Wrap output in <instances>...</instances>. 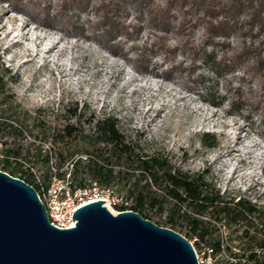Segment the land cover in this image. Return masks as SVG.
Listing matches in <instances>:
<instances>
[{
  "label": "rangeland",
  "instance_id": "rangeland-1",
  "mask_svg": "<svg viewBox=\"0 0 264 264\" xmlns=\"http://www.w3.org/2000/svg\"><path fill=\"white\" fill-rule=\"evenodd\" d=\"M66 1L0 0V117L7 105L14 106L20 111L14 124L27 128L26 139L13 131L5 139L24 144L36 135L45 148L53 146V161L62 151L67 164L93 149V123L111 116L133 152L167 157L184 171L207 170L220 193L264 208V71L251 68L247 60L232 63L250 40L233 33L218 37L221 42L212 47L206 44L202 23L184 22L180 34L165 33L171 48H123L130 58L143 51L152 58L138 72L137 61L107 56L99 43L81 37L82 31L93 29L87 19H97L92 5L73 15L76 27L59 17L50 27L40 22L48 6L55 12ZM126 21H136L133 12ZM155 30L142 22L132 38L138 44L151 42ZM50 42L56 47L43 56V46ZM212 50L215 62L230 61L229 66L217 71L205 61L203 53ZM258 50L264 57V48ZM166 69H172L171 77L162 75ZM66 125L76 128L71 136L64 132ZM128 186L118 181L110 187L125 194ZM220 231L224 248L236 234L232 227L221 226ZM231 252L238 250L223 249L214 258L231 264Z\"/></svg>",
  "mask_w": 264,
  "mask_h": 264
},
{
  "label": "trees",
  "instance_id": "trees-1",
  "mask_svg": "<svg viewBox=\"0 0 264 264\" xmlns=\"http://www.w3.org/2000/svg\"><path fill=\"white\" fill-rule=\"evenodd\" d=\"M91 5L96 10L97 19H87L93 23V29L90 33L82 31L81 36L93 39L116 56L137 61L135 69L138 72L146 70L152 64V58L146 56L145 51L130 58L123 48H152L156 45L158 48H171L165 33L175 30L180 34L187 26L184 22L202 23L206 44L212 47L221 42L220 36L235 33L246 37L250 40L249 44L243 43V50L235 54L232 63L247 60L251 68L264 71V57L258 50L264 48V0H67L55 12H50L48 6L45 9L48 18L44 17L43 21L35 18L50 27L59 17L70 22L71 27H76L72 22L73 15ZM12 7L22 9L15 3ZM130 12L134 13L135 22L126 21ZM68 13L71 15L68 16ZM142 22L156 29V38L138 44L132 37L139 35ZM128 40L132 41L131 44ZM203 55L204 60L211 61L217 71L229 66L230 61L215 62L214 50L205 51ZM170 71L172 69H166L162 75L171 77ZM19 114L16 107L7 105L0 117V170L24 180L40 196L49 186L52 167L59 175L63 173L62 168L68 169L76 186H83L89 178L106 186L120 181L129 185L126 193L122 194L129 201V209L193 240L195 248L208 247L215 255L234 247L238 253L231 252V264H264V208L248 199L240 197L234 200L220 193L208 180L207 170L184 171L174 166L167 157L133 152L130 143L119 131L118 121L111 116L93 123V131L89 135L92 150H86V155L77 156L67 164H64L67 154L64 158L59 151L57 163L53 161V146L45 148L36 135L33 141L24 144L17 142V138L12 142L5 139L6 134L12 131L22 140L26 139V126L14 124L12 120ZM74 131L76 128L71 125L64 127L67 136ZM213 145L214 142L209 144ZM122 164L126 165L123 169ZM131 173L135 174L130 183ZM221 226L232 227V232L236 234L224 248Z\"/></svg>",
  "mask_w": 264,
  "mask_h": 264
},
{
  "label": "water",
  "instance_id": "water-1",
  "mask_svg": "<svg viewBox=\"0 0 264 264\" xmlns=\"http://www.w3.org/2000/svg\"><path fill=\"white\" fill-rule=\"evenodd\" d=\"M105 202L78 207L75 225L59 228L31 185L0 170V264H199L181 233Z\"/></svg>",
  "mask_w": 264,
  "mask_h": 264
},
{
  "label": "built area",
  "instance_id": "built-area-1",
  "mask_svg": "<svg viewBox=\"0 0 264 264\" xmlns=\"http://www.w3.org/2000/svg\"><path fill=\"white\" fill-rule=\"evenodd\" d=\"M52 169L53 175L49 186L40 196L51 224L59 228L73 227L75 220L70 218L73 212L84 204L98 200H106L103 204L108 209L115 208L116 212L129 209V201L126 197L115 194L110 186L102 185L92 178H89L83 186H76L68 169L62 168L61 175L54 167ZM190 242L193 244L192 240ZM195 252L199 264H223L214 258L212 250L208 247H204L201 252L195 249Z\"/></svg>",
  "mask_w": 264,
  "mask_h": 264
},
{
  "label": "bare ground",
  "instance_id": "bare-ground-1",
  "mask_svg": "<svg viewBox=\"0 0 264 264\" xmlns=\"http://www.w3.org/2000/svg\"><path fill=\"white\" fill-rule=\"evenodd\" d=\"M18 33L15 32L14 35H17ZM82 38H84L83 36H81ZM85 39V38H84ZM85 40H88V39H85ZM90 40H93V39H90ZM102 46V45H101ZM43 53L42 55L45 56V53H49V52H53L54 50V47H56V44L54 42H50V43H47L43 46ZM103 47V46H102ZM104 48V47H103ZM105 52H106V55L107 56H110V57H115L114 53H112L109 49L105 48ZM45 52V53H44ZM110 210L115 213L116 211H114L113 209L110 208Z\"/></svg>",
  "mask_w": 264,
  "mask_h": 264
}]
</instances>
